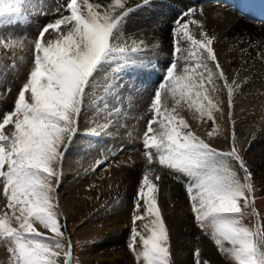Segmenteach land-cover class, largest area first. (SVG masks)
<instances>
[{
	"label": "snow or ice",
	"instance_id": "snow-or-ice-1",
	"mask_svg": "<svg viewBox=\"0 0 264 264\" xmlns=\"http://www.w3.org/2000/svg\"><path fill=\"white\" fill-rule=\"evenodd\" d=\"M24 2L0 0V21L18 18ZM148 2L139 0V3ZM128 3L129 0H111L102 10L100 3L83 0L78 5L77 0H67L68 14H61L46 25L34 41V68L18 92L14 111L4 115L3 123H0V129L9 124L14 127L10 136L0 131V177L3 178L8 206L13 209L14 215L19 208V215L16 216L18 228L9 226L11 217L7 214L0 217V239L8 245L13 264H57L55 258L60 256L61 251L63 264H71V244L68 243V250L64 251L67 234L61 230L66 225L58 223L59 216L53 203L61 178L58 169L63 152L77 127L85 84L108 50L109 37L117 21L130 10L126 7ZM56 11L60 13L59 8ZM194 14L195 10L189 8L175 22L172 31L174 55L179 53V56L167 70L164 81L174 91L173 86L180 85L181 95L185 97L193 87L199 89L197 96L207 103L197 104L196 110L201 118L207 116L208 120H212L213 109H219L212 96L206 93L210 91L214 94L218 87L217 79L223 80L231 106L234 85H239L235 80L231 84L228 82L223 71H219L218 63L219 75L208 67V61H216L213 49L216 37L203 30L199 32L200 39L191 34L188 24L197 23L192 19ZM46 34L51 38H46ZM183 42H187L189 47L185 49ZM7 46L9 44L0 45ZM181 59L185 63L192 61L198 69H204L194 73L199 84L187 75L188 68L173 78ZM205 81L211 86L210 90L205 88ZM159 87L164 88L166 84L162 83ZM27 92H30L28 99ZM156 97H160L159 89ZM152 107L157 108L156 100ZM157 115L164 117L160 120L161 131L152 136L146 132L143 141L146 165L153 167L146 168L139 181L128 248L138 260L142 256V264H169V236L157 203L158 185L152 179L154 166L159 164L168 169L169 174H183L189 179L186 193L195 219L201 228H211V237L222 252L230 254L237 264H264V233L242 223L245 215L242 209L249 206L248 198L255 189L252 173L235 132L231 147L222 151L211 143L212 132L206 141L186 130L188 126L182 118L177 123L175 116L170 113L165 116L158 109ZM214 157L226 159L216 160ZM159 179V176L155 177V180ZM142 214L151 217V227L144 225L149 232L146 237L137 231L135 224L143 218ZM30 218L54 235L46 237L37 231ZM205 234H208L207 231ZM137 236L140 237L138 242ZM136 243L142 245V251L136 250Z\"/></svg>",
	"mask_w": 264,
	"mask_h": 264
},
{
	"label": "bare ground",
	"instance_id": "bare-ground-1",
	"mask_svg": "<svg viewBox=\"0 0 264 264\" xmlns=\"http://www.w3.org/2000/svg\"><path fill=\"white\" fill-rule=\"evenodd\" d=\"M88 2L100 3L103 10L111 0H88ZM32 3V8L36 7L39 9L37 12L32 10L33 13L31 14L28 12L23 14L24 12L21 11L18 18H7L4 21H0V45H3L1 41L7 37L5 33H7L9 27H13L10 31L21 29L22 33L26 32L25 34L28 33L32 38L29 41V38H26L27 41L25 40L24 45H26V48L24 50L27 55L29 53L28 49H32L35 39L39 37L41 28L48 25L51 21L54 22L61 14H68L66 12L67 0H32ZM82 3L83 0H77L78 5ZM126 7L130 10L117 21L109 37L108 50L97 63L85 84L79 107V110L83 109V111H78L77 125L88 132H85L88 137L82 138L76 133L75 136L70 138L58 169L61 178L67 177L70 179L66 184L59 182L57 188L59 190L55 196V201L58 198L61 200L60 203L58 201L57 203L66 217L73 213L78 215V219H83L84 215H89L92 211L96 216L103 215L105 217L101 230L105 233V237L110 239V243H117L118 245L113 248L107 247V256L104 259L110 262L114 257L116 258V264H132L130 253L122 244V238L126 230L124 226L126 197L135 188L139 175L145 169L144 167L149 166L143 160L141 161L137 158L138 152L133 151L129 155L123 152L124 154H121L122 157L116 159L121 160L108 165L105 168V172L92 171V168L98 165L104 159V156L108 158V155H111L110 153L107 155L101 154L103 151L99 150L100 141H102L101 135L105 137L111 135V132L116 133L118 128L123 129L125 132L128 127L127 118L129 114L127 109H125L124 113L117 115L112 109L109 110L108 108L106 110L104 105V103L110 102V100H107L111 99L109 98L110 96L115 98V94H117L116 96L119 95L120 102H123L125 108L130 103V97L126 89H118L119 92L111 95L115 90L108 80L109 71L112 69L111 63L113 66V63L116 62L111 57L112 55L121 54L118 49H125L130 51L131 54L136 52L137 54H142L147 59L154 57L160 62H158L160 65L164 63L169 68L176 56H179V53L174 55L175 45L172 31L175 22L182 18L189 8L195 10L192 19L197 21V23L188 24L191 34L195 38L200 39L199 32L203 30L209 36L216 37L213 41L216 61H213V63L215 62V65L218 63L225 68H228L227 64L229 63L230 71H225V73L230 77L226 78L230 84L235 80L240 85V87L234 85L231 106H229L228 89L224 87L223 80L217 79L218 87L214 94L210 91L206 93L212 96L213 102L216 103L219 109V111L213 109V121L222 120L219 125L224 127L230 121L233 122V130L239 146L243 149L245 160L252 173H258L259 182L264 184V155L260 157L263 154L264 146L257 150L252 148L254 141H258L264 135V130H261L262 128L264 129V21L255 19L240 0H149L148 3H139V0H129ZM58 8L60 13L56 11ZM40 10H44L42 14L39 13ZM201 12H203V15H201ZM201 25H203V28H201ZM46 38L51 37H47L46 34ZM182 46L186 49L189 44L183 42ZM15 50L14 47H11L5 51L3 47H0V79L3 82L6 79H17L18 72L15 68L17 54H14ZM184 54L187 56V51ZM5 59H7V63H4ZM11 60H14L13 65L10 64L8 67ZM4 68L7 69V75H4ZM158 68L151 69V73L158 76L167 70V68ZM213 69L219 75L216 66ZM201 71H204V69H201ZM204 86L209 90L211 88L207 81H205ZM180 87V85H176V89L179 88V91ZM198 90L193 87L190 93H197ZM105 92L108 96L102 100L104 98L102 95ZM192 95L190 98L178 99L179 101L177 100L175 104L177 107L185 105L189 106L191 110H196L197 104L207 103V101H203L201 97H198L197 94ZM180 96L182 95L180 94ZM140 100L137 99L136 104L140 105L142 101ZM111 105L115 106L112 99ZM230 113L231 115H229ZM226 120L227 122H225ZM190 124L193 127L198 125L195 121H191ZM195 129L198 128L196 127ZM228 135V132L225 133V136ZM70 147H75V149L69 151ZM131 160L135 161V163L131 164ZM161 173L162 178L158 192V198L161 202L159 208L167 232L170 238L174 239L176 245L180 243L175 241L179 236L192 237L195 241L196 235L199 234L197 227L195 228L190 221L189 206L186 204L184 194L176 183L165 177L163 171ZM167 184L169 185L167 186ZM64 193H67V195L65 196ZM115 193L119 195V207L114 205L112 201V196ZM85 194L89 195L86 207L85 201L80 199ZM117 208H119L118 211ZM98 212L99 214H97ZM92 225L86 224L80 228L83 235L100 231L99 228H94V225ZM183 245L187 249L189 244ZM4 250L5 248L0 246V253ZM83 258H85V262H88L87 257L83 256Z\"/></svg>",
	"mask_w": 264,
	"mask_h": 264
},
{
	"label": "rangeland",
	"instance_id": "rangeland-1",
	"mask_svg": "<svg viewBox=\"0 0 264 264\" xmlns=\"http://www.w3.org/2000/svg\"><path fill=\"white\" fill-rule=\"evenodd\" d=\"M32 6H33L32 0H25V2L22 5L21 11L24 12L23 14H26L27 12L31 14L33 13V11L37 12L39 10L36 7L32 8ZM43 11L44 10H40L39 13L42 14ZM6 19L7 18H5L4 20ZM33 27L35 26L33 25ZM11 28L13 27L12 26L9 27L7 30V33H5L7 37L3 41L5 42L6 40V42L5 43L3 41L1 42L3 44H9V46L3 47L5 51H7L11 47H14L16 49L14 51V54L15 55L17 54L16 55L17 58H15V68L18 74H17V79L10 78L12 80L6 79V81L4 82L1 81L0 79V83H2L0 84V123H3L4 115L10 113L11 111H14V101L16 98H18V92L23 86V84L27 82L30 72L33 70L34 64H35L34 46L32 47V49L30 50L28 49L29 53L27 55L25 53L26 51L24 50L26 48V45H24L25 40L27 41V39L29 38L28 39L29 41L30 39H32L31 36L28 33L25 34L26 32L22 33L21 29L10 31ZM118 51L119 52L121 51V54L119 53L117 55H112L111 57V59H114V61H116L114 62L115 64L113 63V66L111 63L112 69L109 71L110 76L108 80L110 81V84L113 85L112 87L115 90L113 91L111 95H114L115 92H119V90L121 89H126L128 91L127 94L130 97V98L128 97L130 103L126 105V108H125L123 102L122 103L120 102L119 95L116 96L117 94L114 95L115 98L111 96L109 97L112 99V102L114 103L115 106L111 105V99H107V100H110V102L109 101L107 102L108 104L107 103L105 104L104 102L103 103L105 105L106 110H108V108L109 110L112 109L115 113H117V115L124 113V111H126L125 109H127L128 114H129L127 118L128 127L125 130V132L123 129L118 128V130H116V133L111 132V135H107L108 138L107 136L103 137L104 135H101L102 141H100L99 150L101 151L103 150L101 152L102 155H107L109 153L111 155H108L109 156L108 158H106L107 156H104V159L98 165H95V167L92 168L93 172L95 171L105 172V168L108 167V165H111L113 162L117 163L121 160V159L116 160L122 157L121 154L127 153L129 155V154H132L133 151L138 152L139 155L137 156V158H139L141 161L143 160L146 163V158L143 156V152L145 151L144 143H143L144 138H145V133L147 132L149 136L159 133L161 131L160 120L164 118L161 115H157V109L159 113H163L165 116L168 115L169 113L175 116L177 118V123L179 119L182 118L188 126L186 130H191L194 135L199 136L201 139H205L207 141L208 134L212 132L213 139L211 143L213 144L214 147H217L219 150L226 151L231 147V138L234 132L233 122L230 121L228 125L226 124V127L220 126L219 123H221L222 120L216 122V121H213V119L208 120L207 116H204L203 118H201L200 113H196L197 110L189 109V106L180 105L181 107H177L175 102L178 99L190 98L193 96L192 94H197V93H192V94L189 93V95L185 97V96H180L181 92L178 90L179 88L176 89V85L173 86L175 88V91L170 89L167 86V82L164 81L166 74H167V70L169 69L167 68L168 67L167 64L165 65L164 63H162L160 65L159 64L160 62L157 61L154 57H150L147 59L142 54H137V52L132 53L133 54L132 55L130 51L125 50V49H122V50L118 49ZM32 52H34V54H32ZM123 54H125L126 56ZM32 55H34L33 58H32ZM124 56L126 57V60ZM148 60H150V62L147 63ZM13 61L14 60L10 61L8 67L10 66V64L13 65ZM4 63H7V59L4 60ZM207 64H208V67L211 68L213 71L215 70L213 69V67L217 65V64L215 65V62L213 63V61H208ZM219 66H220L219 71L220 70L223 71L225 77L227 78L230 77L225 73V71L226 72L230 71L229 63L227 64L228 68H225L222 65H219ZM156 67H159L158 69L167 68V70L163 72V74L161 75L159 74L157 76L151 73V69H154ZM185 68H188L187 75L192 77L193 81L196 84H199V80L196 79L194 73L197 71H201V69L203 70V68L198 69L195 63L192 61L185 63L184 59L180 60L178 69L174 70L173 78L174 79L177 78L181 73H183ZM6 70L7 69L4 68V75H7ZM148 76L150 77L148 78ZM162 83L166 84V87L160 88L159 86ZM158 89L160 91V97L157 99L156 91ZM162 95L164 96L162 97ZM102 96H104V98H102V100H104L108 96V94L105 92L103 93ZM29 97H30V92H27L26 99H28ZM147 97H148V100H147ZM162 98H164L163 99L164 101L162 100ZM137 99L142 100V101L140 100L141 101L140 105L138 103H137L138 105L136 104ZM154 100H156L157 102L156 109L152 107V103ZM144 103H147V104H144ZM79 111L82 112L83 109H80ZM154 116H155V119H153ZM191 121L197 122L198 125L193 127L190 124ZM164 122L165 124H167V120H165ZM225 122H227V120ZM196 127L198 129H195ZM259 127L262 128L261 126ZM122 128H123V125H122ZM149 129H151V131H149ZM261 130H264V129L262 128ZM0 131H3L4 135L6 136H10L11 133L14 131V127L11 124L5 125L3 129H0ZM85 132H86L85 129H81L79 125H77L75 132H73L71 135V138L75 136L76 133L82 138L83 137L86 138L88 137L86 135V133L88 132L86 133ZM227 132L229 133V135L227 136L228 139L225 140L224 137H225V133ZM253 145L254 146L252 148L255 150H257L258 148H263L262 146H264V135H262V137H260L258 141H254ZM74 149L75 147H70L69 151H72ZM153 151L155 150L153 149ZM263 155H264V151L260 157H262ZM214 159L224 160L226 158L225 157H214ZM133 163H135V161L131 160V164ZM152 167L153 166L144 167L145 169L139 175L140 177H139L138 183L136 184L135 188H133V190L131 191V194L129 195L130 197L129 196L126 197V203L127 204L129 203V205L127 204L125 205L124 226L126 230L122 238V244L127 249V251L130 253L132 264H142V261H143L142 256L138 260L137 257L134 255L133 251L128 248V242L130 240V233H131V229L133 226L132 224L133 205L136 202L139 181L143 178L146 168H152ZM161 171L164 172L165 177H167L173 183H176L182 190L185 200H186V204L187 206H189L190 221L195 226V228L197 227L196 229L198 230V234H199V235H196L195 241L192 237L191 238L189 237L187 238L183 236L177 237L175 241L180 242L178 244L179 246L176 245V243L174 242V239L172 240L168 234L169 248H170L169 264H237V261H235V259L230 254L222 252L216 246L215 241L211 237V228L207 226L206 228H201L199 223L196 221L195 213H193L191 210V202L188 199L187 193H186V184L189 182V179L183 176V174H177V173L169 174L168 169L162 168L159 164H156L154 166V170L152 171V179L158 185V192H159V187H160L161 178H162ZM257 174L252 173V182L254 184L255 191L248 198L249 206L247 208L242 209L245 213V215L242 218V223L244 224L245 227H248L260 233H264V184L262 182H259L260 181L258 177L259 175ZM177 175H179L178 179L175 178ZM156 176H159L160 179L155 180ZM69 179L70 178H67V177L60 178V182H62L63 184H66L68 183ZM172 182H168V183H172ZM168 185L169 184H167V186ZM58 190L59 189L56 190V193H58ZM99 193H104V192H99ZM64 195L66 196L67 193H64ZM88 196H89L88 194L87 195L85 194L82 196L83 198L80 197L82 201H85V207L88 204V199H89ZM57 201L60 203L61 200L58 198ZM57 201L54 200L53 203L56 205L55 210L59 216L58 223L61 225H66V228H62L61 230L66 231V234H67L64 251L68 250L67 244L68 243L71 244V256H70L71 264H89V263L90 264H116V258L114 257H113V260L110 262L104 259L107 256L106 255L107 247L113 248L118 245L117 243H110V239L106 238L105 233L103 232V230H101L102 223L105 220V217L103 215L96 216L95 214L92 213L93 211L89 215L88 214L84 215L85 217L83 219L81 218L78 219L77 218L78 215L73 214V213L69 214L68 217H66L63 215L61 209L59 208L60 206L57 203ZM112 201L114 205L119 207L118 205L120 204V199L117 193L113 194ZM157 203H158V207H160L161 202L159 198H158ZM13 207H17V206L13 205ZM118 209L119 208H117V211ZM5 214H7L8 217H11L9 226L13 228H18L19 225L16 223V216L19 215V208L17 207L16 213L14 215L13 209L8 206L7 196L5 195V192L3 189V178L0 177V217L4 216ZM97 214H99V212ZM142 215H143V218L141 220L136 221L135 224L137 227V231L146 237L149 234V232L147 228L144 227V225H148V227H151V217H149L146 214H142ZM30 222H32L33 227L37 231L41 232L46 237H50L54 235V233L51 230L44 229L42 225H39L38 221H34V218H30ZM92 223L93 225L96 223L94 225V228L95 227L99 228L100 231L94 232L89 235H83V232L80 230V228L86 224L92 225ZM205 231H207L208 233L207 235L205 234ZM139 239L140 237L137 236V242L139 241ZM187 243L189 245H188V248L185 249L183 247L184 246L183 244H187ZM225 245L230 247V245H227V242H225ZM0 246L5 248V250L0 253V264H13L12 254L8 252L7 250L8 245L4 243L2 239H0ZM135 248L137 251H142V245H140L139 243L135 244ZM83 256L87 257L88 262H85V258H83ZM55 259L57 261V264H63V251H61L60 256L56 257Z\"/></svg>",
	"mask_w": 264,
	"mask_h": 264
}]
</instances>
